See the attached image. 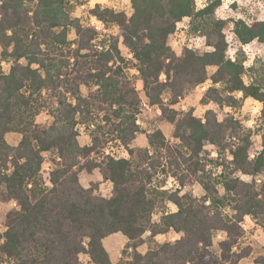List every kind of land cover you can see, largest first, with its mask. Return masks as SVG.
Listing matches in <instances>:
<instances>
[{
    "label": "trees",
    "instance_id": "obj_1",
    "mask_svg": "<svg viewBox=\"0 0 264 264\" xmlns=\"http://www.w3.org/2000/svg\"><path fill=\"white\" fill-rule=\"evenodd\" d=\"M197 1L130 0L127 13L96 4L88 16L103 24V33L73 16L85 0H0V61L9 64L7 74L0 65V202L16 205L0 231V264H113L102 241L116 233L131 253L115 264H241L249 256L250 248L239 246L245 217L264 233V64L246 67L239 51L230 58L224 30L230 25L240 46L264 45V21L221 19L223 0H201V7ZM184 19L203 40V52L184 46L176 55L168 45ZM135 80L147 104L172 125L171 140L137 124L142 101ZM206 81L203 105L239 110L247 98L260 103L254 128L233 115L218 120L212 110L203 119L192 109L175 110ZM42 112L49 124L36 122ZM80 126L86 145L78 141ZM8 134L20 137L16 145ZM138 134L146 136L144 147L133 144ZM255 134L260 150L251 158ZM109 143L127 157L105 155ZM93 170L111 183L109 197L96 192L97 183L80 184L79 174ZM170 179L175 189L165 188ZM194 183L202 196L181 195ZM169 232L179 237L138 252L145 233ZM218 232L224 238L215 249Z\"/></svg>",
    "mask_w": 264,
    "mask_h": 264
},
{
    "label": "rangeland",
    "instance_id": "obj_2",
    "mask_svg": "<svg viewBox=\"0 0 264 264\" xmlns=\"http://www.w3.org/2000/svg\"><path fill=\"white\" fill-rule=\"evenodd\" d=\"M96 4H100L104 7L112 8L116 11H122L127 13L130 8V0H85V3L78 7L73 16L79 18L83 23L89 24L91 23V18L88 16V12L92 9ZM225 4L227 5L225 7ZM203 5V1L198 0L197 6L201 7ZM216 16L221 19H243L246 22L252 21H264L261 19L264 16V0H223L220 8L216 11ZM105 33L106 31H102ZM226 38L229 43V50L228 55L230 58H234L236 52H242L245 57V65L246 67L249 66H258L264 64V45L253 41L247 45L240 46L237 41L235 40L234 36L231 34L230 25H228L225 30ZM168 45L173 50V52L178 55L182 47L186 46L196 50L198 52H203L205 50L203 40L198 37V35L192 34L189 31V20L184 19L181 23L177 25L176 31L173 35H171L168 39ZM120 50L122 54L127 57L131 58V55L127 52V50L120 46ZM3 65H8L7 63L3 62ZM1 65L2 71L5 72L4 66ZM8 70V68H7ZM215 68L211 67L208 69L209 74L214 72ZM130 76L135 77L137 74L135 73L134 69H130ZM248 82V78L245 79ZM208 82V81H207ZM210 86V81L207 83V86L204 90L195 88L188 94H186L182 99L178 101L176 105H174L175 110L177 111H187L189 109L193 110V115L197 118L204 117V114L207 110H212L216 113L218 120L223 119L226 115H233L237 120H239L245 127L247 128H254L257 124L261 104L257 101L247 98L243 101V104L239 110H231L227 107L219 108L214 104H207L203 105L200 103V99L206 89ZM135 87L136 90L139 92L140 99L142 101V109L140 114L137 118V124L147 133L151 132L155 128L160 129L165 137L168 140H171V130L172 125L165 120L160 118V111L157 108L150 107L147 104V101L141 92V82L139 80H135ZM237 97L241 96V93L236 94ZM37 123L41 124H49L50 118L49 116L42 112L36 118ZM20 137L17 134H8L6 136V140L10 145H16L19 141ZM89 140V135L87 131L83 129V127H79V136L78 141L80 144H85ZM146 142L145 134H138L134 140L135 147H143ZM260 143L261 139L258 134H255L251 137V147H250V154H255L257 151L260 150ZM109 145L115 147L114 143H109ZM205 150L209 153V158H215L216 153L214 148L211 146L205 147ZM119 154V153H118ZM50 156L47 155L45 158V162L42 168V178L44 181L49 177L48 173L50 172ZM208 166L211 164L208 163ZM217 169L215 172H218ZM81 181L82 183H97V184H104L100 181V176H98L97 171L90 173L89 175L86 172H82ZM244 177V176H242ZM249 178V177H248ZM242 179V178H241ZM245 180V179H243ZM249 179L245 181H249ZM170 182V183H169ZM173 185L172 180L170 179L165 188L171 189ZM174 186V185H173ZM98 189V188H97ZM102 189V188H101ZM101 189L98 191H101ZM175 189V187L173 188ZM102 192V191H101ZM181 193H189L195 197L202 196L203 191L201 187L194 183L188 184L181 189ZM100 195V193H98ZM102 194V193H101ZM15 202H0V230H3V223L5 219L6 213L13 207H15ZM173 206L169 205L168 209L171 211L173 210ZM249 218V217H248ZM158 216L156 214L153 215V220H157ZM244 235L240 239L239 246L240 247H249L250 254L248 257L244 258L241 261V264H253L254 259L258 257H262L264 259V234L260 230L258 226L254 223V221L249 219H244L243 221ZM163 237V240L156 239L155 237H150L149 233H145L143 235V243L137 249L140 253H145L149 250L157 249L161 244L165 242H172L179 237L178 234L173 232H169L167 234L158 235ZM224 238V234L218 232L215 234L213 239V247L217 248L218 241ZM126 238L121 235L120 233L110 235L103 240V245L106 251L109 254L110 260L113 264L117 263L122 257H126L131 253L130 249H126ZM81 262L85 263L87 261V257L81 255L80 256Z\"/></svg>",
    "mask_w": 264,
    "mask_h": 264
},
{
    "label": "crops",
    "instance_id": "obj_3",
    "mask_svg": "<svg viewBox=\"0 0 264 264\" xmlns=\"http://www.w3.org/2000/svg\"><path fill=\"white\" fill-rule=\"evenodd\" d=\"M203 85V84H202ZM197 88V87H196ZM197 89H199V88H197ZM89 143V140H88V142H86L85 144H80V145H86V144H88ZM145 145H146V142H145ZM144 145V146H145ZM143 146V147H144ZM118 155L120 156V157H123V158H126L127 157V153L124 151V150H118ZM50 164V163H49ZM94 171H97V170H93L92 172H94ZM82 172H85V171H82ZM82 172L79 174V182H80V184L84 187V188H89L90 187V185L92 184H87V183H82V181H81V174H82ZM91 172V173H92ZM97 173H98V176H100V174H99V172L97 171ZM86 174L87 175H89L90 173H87L86 172ZM100 181L101 182H103L104 184H98V189L100 190L101 188V191H98V189H97V193H100V196H102V197H109L110 195H111V193H112V185H111V183L110 182H108V181H103L102 180V178H101V176H100ZM96 183V182H95ZM170 183V182H169ZM102 193V194H101ZM173 206V205H172ZM174 207V206H173ZM175 208V207H174ZM170 211V210H169ZM171 212H174L173 210H171ZM250 218V217H249ZM248 218V216H246L245 217V219H249ZM243 230H245V228L243 227ZM261 230V229H260ZM262 231V230H261ZM263 233V232H262ZM117 234V233H116ZM264 234V233H263ZM122 235V234H121ZM104 240V239H103ZM103 242V241H102Z\"/></svg>",
    "mask_w": 264,
    "mask_h": 264
},
{
    "label": "built area",
    "instance_id": "obj_4",
    "mask_svg": "<svg viewBox=\"0 0 264 264\" xmlns=\"http://www.w3.org/2000/svg\"><path fill=\"white\" fill-rule=\"evenodd\" d=\"M91 18V23H89V25L93 26L95 29H97L98 31H104V27H103V24L98 21L96 18L94 17H90ZM135 73L137 74V72L135 71ZM207 83H209V81L205 82L203 85H199L197 86V88L201 89V90H204L205 87L207 86ZM209 86V85H208ZM118 150H122L120 147L118 146H111V145H108L107 148L104 150V154L105 155H110L112 157H115V158H120V156L118 155ZM250 157L252 158L253 157V154H250ZM43 168V167H42ZM51 169V167H50ZM49 169V170H50ZM49 174V173H48ZM49 176V175H48ZM48 178L46 179V182H47ZM174 185V184H173ZM171 186L172 188L175 187V186ZM242 228H243V223L241 224Z\"/></svg>",
    "mask_w": 264,
    "mask_h": 264
},
{
    "label": "clouds",
    "instance_id": "obj_5",
    "mask_svg": "<svg viewBox=\"0 0 264 264\" xmlns=\"http://www.w3.org/2000/svg\"><path fill=\"white\" fill-rule=\"evenodd\" d=\"M226 6H227V5L225 4V7H226ZM261 19L264 20V16H262ZM248 23L250 24L251 22L249 21ZM7 34H8V35H11V31H9ZM9 50H11V49H9ZM209 50H212V49H209ZM20 63H26V61H24L23 58H21ZM0 65H3V62H2V61H0ZM3 66H4V68H5V74H7V68H8V65H3ZM33 67H36V66L33 65ZM163 78H164L163 76L160 77L161 80H162ZM228 158H229V159H232L231 156H229ZM241 178H242V179H245V180L249 179V178L246 177V176L241 177ZM181 195H183V193H181ZM173 211H178V209L173 208ZM0 231H3V230H0ZM156 239L162 241V240H163V237H161V236H157ZM0 243H3V240H0Z\"/></svg>",
    "mask_w": 264,
    "mask_h": 264
}]
</instances>
